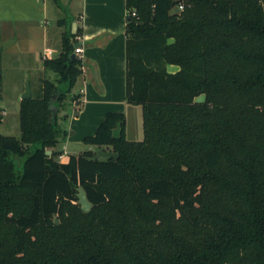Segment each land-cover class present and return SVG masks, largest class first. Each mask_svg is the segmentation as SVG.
Instances as JSON below:
<instances>
[{"label":"trees","instance_id":"trees-1","mask_svg":"<svg viewBox=\"0 0 264 264\" xmlns=\"http://www.w3.org/2000/svg\"><path fill=\"white\" fill-rule=\"evenodd\" d=\"M177 2L125 0L140 140L107 111L92 148L56 158L77 33L42 59L55 78L20 98L19 137L0 133V264H264V0Z\"/></svg>","mask_w":264,"mask_h":264},{"label":"crops","instance_id":"crops-1","mask_svg":"<svg viewBox=\"0 0 264 264\" xmlns=\"http://www.w3.org/2000/svg\"><path fill=\"white\" fill-rule=\"evenodd\" d=\"M57 1L66 7V18L59 17L60 7L55 0H0V27L6 29L4 40L25 37L36 70H44L41 55L51 50L52 44L58 41L61 49L64 28L77 33L74 43L79 42L83 55L72 93L78 97L60 109L65 131L62 148L56 149L59 160H66L70 153L64 143L83 142L107 111H123L125 137L140 140L141 107L125 100V0ZM49 18L55 19L54 26H49ZM131 120L134 121L130 124Z\"/></svg>","mask_w":264,"mask_h":264},{"label":"rangeland","instance_id":"rangeland-1","mask_svg":"<svg viewBox=\"0 0 264 264\" xmlns=\"http://www.w3.org/2000/svg\"><path fill=\"white\" fill-rule=\"evenodd\" d=\"M60 14L59 17L66 18V7L59 3ZM174 8H172L173 10ZM171 10V11H172ZM55 19H48L49 26L55 25ZM6 29L0 27V133L4 135H11L19 137V101L23 92L24 80L27 75L31 86V94L36 95L40 91V79L47 77L55 78V74L51 70H36V65L33 59V53L28 51L30 43H28L22 36L17 39L10 37L3 39ZM52 56H56L60 50V43L56 41L50 47ZM174 67L170 66V69ZM73 87V91H74ZM202 95L196 99L201 100ZM61 110L57 114V127L64 129V121L61 116ZM134 120L129 121L133 123ZM116 132V131H115ZM134 139V135H128ZM141 133L138 138L142 139ZM137 138V137H136ZM65 148L70 152L69 154H78L88 147L84 142L81 143H64ZM63 145V136L60 132L58 135V142L54 146V150L61 149ZM51 151V150H50ZM50 153V152H49ZM56 158L59 159L60 153L57 150ZM68 154V155H69ZM66 158V157H65Z\"/></svg>","mask_w":264,"mask_h":264},{"label":"water","instance_id":"water-1","mask_svg":"<svg viewBox=\"0 0 264 264\" xmlns=\"http://www.w3.org/2000/svg\"><path fill=\"white\" fill-rule=\"evenodd\" d=\"M79 45V42L74 43V46ZM72 57H75V54H71ZM31 96V86L29 82V78L26 75L24 80V87L23 92L21 94V98H29ZM47 154H49L50 150L45 151ZM118 153L113 152L111 150H104L102 147H98L95 149V157H117ZM76 196L78 198V203L80 204V207L83 211H87L91 203L86 198L85 192L81 187L77 188ZM55 222L57 223L58 220L55 219Z\"/></svg>","mask_w":264,"mask_h":264},{"label":"built area","instance_id":"built-area-1","mask_svg":"<svg viewBox=\"0 0 264 264\" xmlns=\"http://www.w3.org/2000/svg\"><path fill=\"white\" fill-rule=\"evenodd\" d=\"M184 5H185V0H178L175 8L177 10H181V9H183ZM132 14H134V11L132 12ZM73 53L75 54L76 57H78L79 59H82V55H83V48H82V46H80V44L74 46ZM41 57H42V59L43 58L52 57V51L51 50L44 51L42 53Z\"/></svg>","mask_w":264,"mask_h":264}]
</instances>
